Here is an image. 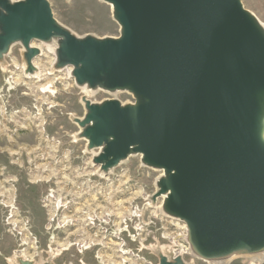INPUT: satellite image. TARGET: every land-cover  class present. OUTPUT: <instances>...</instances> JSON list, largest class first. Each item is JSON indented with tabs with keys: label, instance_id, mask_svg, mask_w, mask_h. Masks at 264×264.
<instances>
[{
	"label": "water",
	"instance_id": "water-1",
	"mask_svg": "<svg viewBox=\"0 0 264 264\" xmlns=\"http://www.w3.org/2000/svg\"><path fill=\"white\" fill-rule=\"evenodd\" d=\"M101 1L117 37L76 36L49 0H0V61L20 43L34 75L41 51L31 45L56 42L53 68L71 67L79 87L132 94L127 104L83 97L75 122L98 150L93 163L107 174L140 155L163 172L152 201L164 196V213L186 224L196 257L264 254V25L242 0Z\"/></svg>",
	"mask_w": 264,
	"mask_h": 264
},
{
	"label": "rangeland",
	"instance_id": "rangeland-1",
	"mask_svg": "<svg viewBox=\"0 0 264 264\" xmlns=\"http://www.w3.org/2000/svg\"><path fill=\"white\" fill-rule=\"evenodd\" d=\"M49 1L56 19L76 36L120 34L104 1ZM242 2L264 25V0ZM38 47L43 50L38 64L53 62L50 45ZM23 53L17 43L0 61V264H19L18 258L35 264H160L158 251H179L187 264H216L196 257L186 225L160 212V198L152 201L161 171L133 155L106 174L93 163L98 150H88L79 138L75 118L85 115L83 97L127 104L133 95L99 89L88 96L68 69L55 70L52 63L49 79L40 78V84L54 80V92L40 93L28 85L37 78L24 77ZM54 193L63 195L59 204H64L52 212L48 200ZM9 201L14 208L7 207ZM261 262L244 255L220 264Z\"/></svg>",
	"mask_w": 264,
	"mask_h": 264
},
{
	"label": "bare ground",
	"instance_id": "bare-ground-1",
	"mask_svg": "<svg viewBox=\"0 0 264 264\" xmlns=\"http://www.w3.org/2000/svg\"><path fill=\"white\" fill-rule=\"evenodd\" d=\"M38 44H42L41 42L40 43H37V42H34L31 46L32 47H37L40 51H41V55L43 54L42 52H43V50L42 49H40L39 47H38ZM33 45H35V46H33ZM50 45V47H51V51H50V53H51V55H52V57H53V62H51V59L49 58L48 59V62L47 63H45V64H43V65H39L38 64V60H36L37 58H39V57H41V55L40 56H38L35 60H36V62H35V60H34V62L37 64V65H35V63H34V65H35V67H37V69H38V72L37 73H35L34 75H32V74H25V68H23V74H24V77L25 78H27V79H32V78H37V80H35L33 83L31 82L30 84H28L29 86H30V88H33V90H38V92H40V93H53L54 92V83H55V81L53 80V81H51V82H48V83H44V84H40V78H42V79H47L48 78V74H50L49 73V71L47 72V69H49L50 70V68L52 67H54V64H55V62H56V42H53L52 44H49ZM48 58V57H47ZM52 63V64H51ZM49 64H51L50 65V68H48L49 67ZM42 69V70H41ZM65 69H68L69 70V72H70V76H72L71 75V71H72V68L71 67H67V68H64V70ZM52 70V69H51ZM49 79V78H48ZM36 83V84H35ZM83 89L86 91V95H88L89 96V93L90 92H92L93 90H89V89H87L86 87H83ZM96 91V90H95ZM94 102V101H93ZM80 131H81V129H80ZM80 133V132H79ZM98 154V152L96 153V155ZM99 169V168H98ZM113 170V169H112ZM112 170H110V171H112ZM163 175V172H161V175L158 177V179L161 177ZM39 178V177H38ZM49 178V177H48ZM50 179V178H49ZM157 179V180H158ZM40 180V179H39ZM43 181V180H42ZM61 191V190H60ZM55 192V191H54ZM58 195V196H57ZM57 195H55V193L52 195L51 194V196H50V198H49V200H48V202H51L52 203V207H51V211L52 212H54L55 211V209L56 208H58L60 205L61 206H63V202L61 203V204H59V200H62V199H64L63 198V195L60 193V194H57ZM55 197H57V202H56V204L55 203H53L52 202V199L53 198H55ZM52 198V199H51ZM161 204L158 206V208H159V210H160V212L163 214V215H165V216H167L165 213H164V211H163V208H162V203H163V200H164V196H162L161 198ZM158 200V199H157ZM6 205H7V207L9 206V207H13L14 208V206H13V201H9V202H7L6 203ZM50 205V204H49ZM47 206V205H46ZM53 215V214H52ZM168 217V216H167ZM169 218V217H168ZM88 219H90V218H88ZM172 219V218H171ZM174 219V218H173ZM86 220V219H85ZM90 225H92V224H90ZM186 224H184V226H185ZM87 226V224H83V226H82V228H81V231L80 232H82V235H83V233L85 234V232H86V227ZM184 228V227H183ZM188 229H187V226H186V231H187ZM84 240H82V242H83ZM119 245V244H118ZM189 246V245H188ZM188 246H185V247H188ZM189 248V247H188ZM191 251V250H190ZM120 252H122L121 250H120ZM255 257H257V258H262V261H264V254H258V255H255ZM118 258H122L123 259V255H119L118 256ZM125 260H128V259H124L123 260V262L125 261ZM32 261V260H31ZM116 264H122L121 262L119 263V262H115ZM216 264L218 263V264H220V262H215ZM222 263V262H221Z\"/></svg>",
	"mask_w": 264,
	"mask_h": 264
},
{
	"label": "built area",
	"instance_id": "built-area-1",
	"mask_svg": "<svg viewBox=\"0 0 264 264\" xmlns=\"http://www.w3.org/2000/svg\"><path fill=\"white\" fill-rule=\"evenodd\" d=\"M185 230H186V229H185ZM186 233H187V231H186ZM180 253H181V252H179V251H178V252H175V256L180 255Z\"/></svg>",
	"mask_w": 264,
	"mask_h": 264
}]
</instances>
